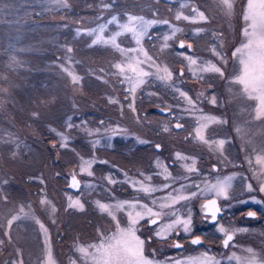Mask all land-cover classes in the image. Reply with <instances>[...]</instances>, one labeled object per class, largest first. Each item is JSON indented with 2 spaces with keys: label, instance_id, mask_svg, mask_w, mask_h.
Here are the masks:
<instances>
[{
  "label": "rangeland",
  "instance_id": "1",
  "mask_svg": "<svg viewBox=\"0 0 264 264\" xmlns=\"http://www.w3.org/2000/svg\"><path fill=\"white\" fill-rule=\"evenodd\" d=\"M160 1L164 7H153L159 5L158 2ZM84 2L87 1L84 0ZM91 2L92 7L88 8L90 10L84 11ZM91 2L89 4L87 2V6L82 7L80 12L74 8L70 0H67L69 7H61L56 3V0H9L7 3L6 21L15 26L13 45L16 46L12 45L14 48L28 51L34 47H42L41 50H43L45 42L54 43L53 46H50L53 49V55L49 60L48 68L59 78H55L57 79L55 81L44 82L56 84V86L53 91L48 86L42 87L44 91L48 89L46 91L47 96L41 97V100L47 99V102L44 101L43 105H38L37 109L34 110L26 104V111H30V114L37 113L35 118H39L41 117L39 112L42 109L47 115L44 121L40 122L45 123L42 127L66 132L70 136V141L68 149H61L58 136L56 140H52L48 138L49 135H46L45 137L42 136L44 140L47 138L46 142L42 141L39 146L36 145V148L30 150L32 155L22 156L17 152L10 163L15 166V171L19 172V174L17 173V176L20 177L18 191H23L26 196L23 194L20 197L18 193H14L16 198L9 192L13 191L12 186L14 184L13 175H8L11 169L10 163L8 164L2 156L3 150L0 149V162L4 167L7 166L4 169L5 176L2 177V180L0 179V190H3V195L7 196L6 201H0V223L6 224L7 219L12 215L21 217L13 224L11 230L12 243H6L0 247V264H12L13 261L17 260H22L23 264H42L41 258L44 255L46 243L51 247L56 264H70V261L79 256V253L76 252L77 244L86 246L97 243L98 229L106 234H111L114 231V228L110 230V224L112 226L113 223L114 226V222L111 221L110 217L97 210L96 200L115 202V200L132 199L137 195L143 196L142 193L134 192L126 183L108 185L106 182L108 185L106 186L100 179L105 180L104 177L112 175L117 181H124L126 179L125 173H127V177L135 179L138 178L140 172H143L145 175L153 177V184L161 185L164 180L163 177L155 175L158 171L155 167V161L159 158L170 165L169 160L175 162L174 154L176 152L194 157L199 171L188 174L181 167L180 162H176L173 167L170 165L169 170L173 176L188 177L187 180L178 179L173 184L174 188H179L181 184L196 183L202 185L204 181L214 183L217 178L235 176L228 192V199L221 198V200L224 201L225 209L238 207L240 214L234 213L228 219H221L219 222L234 229H246V231L237 232L230 247H223L222 234L216 231V227L210 221L203 219L200 205L204 202V198L201 197L189 202L188 206L192 210L193 233L202 237L203 244L192 245L186 234H182L180 237L173 235L164 241L153 238L151 240L153 244L150 245L149 242L145 246V255L161 262V264H170L171 261H183L189 257H197L202 252L207 251L210 255L215 256L220 264H236L234 260H229L228 257L233 252L239 256H247L248 253L245 252V249L251 248L257 254L258 259L264 260V193L259 191L260 181L253 177V170L248 164V157L253 155L252 148L264 147V120L254 119L256 102L249 100L243 94L241 85L232 82L239 73L238 60L233 57L232 53L245 42L243 29L246 24L242 18V8L245 6L246 0H235L234 12L231 17L223 14L217 0H91ZM185 2L189 3L190 6L181 9L180 5ZM191 6L203 11L208 17L207 21L191 24L175 19L178 11H183L186 15L189 14ZM130 15L143 17L145 20L169 21V24H156L150 27L148 34L141 41V46L149 55L158 57L162 65H168L173 71V83L176 86L186 91L194 99L199 97L196 105L199 111L194 113L186 111L189 105L182 98H179L178 94L174 93L173 89L168 87L165 82L152 76L147 77L146 83L136 91V112L130 110L128 107L129 100L124 98L127 84L119 82L117 77L113 75L116 69L112 67L115 63L121 62L124 57L110 46L97 44L89 47L94 37L84 34L85 29L97 28L100 24H105L111 20L113 16L117 17L120 23H126ZM169 25L180 27L184 31L177 33L175 40L169 41L171 47L161 52L160 45L163 42V35L170 32ZM197 28H202L204 31L196 35L194 30ZM78 29L81 30L79 36L76 34ZM117 30L119 29L116 24H109L104 35L107 37ZM37 34L42 40L32 44L29 39ZM180 40L192 44L193 48L189 54L213 63H217L219 58L212 54L210 48L213 45L217 46V50L222 52L225 57L224 61H219L224 76L221 77L215 73H201L203 79L194 77L186 67L187 61L178 55L179 52L187 51L177 47ZM118 43L124 48L137 47L131 33L120 36ZM68 47L73 49L71 53L67 52ZM85 52L89 56L85 55ZM69 57H71V61H69ZM61 65L71 67L75 74L81 78L79 84L74 85L71 82L66 73L62 71ZM145 67L147 66L145 65ZM182 68L184 75L180 76ZM151 70L155 71L154 68ZM98 77L101 78L98 79ZM0 88L7 90L0 92V111L8 116L10 120L8 124L11 125V128L4 127L3 129L6 133L9 131L14 135L15 133L19 134L23 130L22 121L26 117L21 107L18 109L24 117L16 107L19 106L18 102H21L19 95L28 93L23 90L17 92L7 83L0 84ZM201 93L204 95L200 96ZM213 95L218 100L216 105L208 102V98ZM31 98L37 103L39 95H31ZM109 98L118 99L120 103H109ZM57 105L61 112L58 114L61 117L60 125L48 124L50 119L57 120V115L54 113V109H58ZM159 106H170L181 122L185 123V127L175 129L173 127L174 120L170 116L156 115L150 112L151 108L156 109ZM201 113L216 116L226 121V123L210 124L205 130L206 138L216 141L225 140L222 153L210 150L207 145L189 136V133L193 132L196 127L197 117ZM11 116L12 118H10ZM69 117H71V121H69ZM82 121H87V123L83 124ZM68 122L79 127L67 129ZM117 125L127 129V134L112 136L109 141V133H106L105 130ZM166 125L170 129L169 131H164ZM30 126L32 128L30 132L39 136L37 122H32ZM238 128L240 129L239 132L237 131ZM86 129L93 131L94 134L88 135ZM96 129H99V132H95ZM83 130L85 133L81 136ZM2 138L8 141L7 134ZM137 138L149 141L147 144L150 145V148L147 149V144L138 143ZM95 140H99L100 143L93 148ZM12 141L15 142L14 150L23 152L21 149L24 147L23 144L16 139ZM109 142L111 147L107 146ZM117 142H122L121 148L116 149ZM17 143L22 144L19 149L16 148ZM156 143L162 144L161 152H157L154 148ZM2 144L4 145V142L0 141V146H3ZM53 144L57 146L53 147ZM130 144H132L133 150L136 149L135 152H125ZM140 145H144L146 149L142 150L138 147ZM30 147L33 146L29 144L26 150ZM101 149H103V155L99 153ZM127 153L134 156L128 160L125 157ZM81 156L85 159L95 158L96 163L93 164L92 168L94 176L89 177L86 174L79 176L83 180V187L79 191H74L67 187V183L69 173L77 167ZM202 156H206L207 161L202 162ZM150 158L153 159L151 164H153L154 170L151 172L144 171V165L149 166L151 162ZM58 159L63 160L61 166L57 167V163L54 161H58ZM100 161H107V163L103 164ZM99 164L103 169L104 166L108 167L102 172H98ZM124 166H128L129 170L123 169ZM40 177L44 179L43 184L38 179ZM5 180L7 181L5 184L7 188L3 186ZM87 183L96 185L95 189L101 186L105 190H111L112 200L94 195L93 198L91 197V201L90 196H88L91 191L84 187V184ZM248 184L252 185V191L248 190ZM116 187L126 188L127 194L122 195L117 192ZM170 190L166 189L153 195L155 198H161L166 196ZM68 195L73 198L79 196L84 203V210L68 209ZM45 196L55 205L56 212L54 214L48 206L40 204V200ZM253 197L261 203H253ZM145 199L146 202H150L148 198ZM242 200L248 201V203L240 204L239 202ZM176 207L182 213L187 210L181 205ZM250 210L257 211L255 217H247L246 213ZM232 217L238 219L233 220ZM118 218L122 225L126 223L125 216L119 215ZM37 219L44 224L47 235L36 223ZM154 228L155 226L152 228V234ZM142 232L143 230H140L139 234L142 235V238H146L147 236L143 235ZM2 233L3 229H0V238L7 240V237H3ZM176 240L183 242L184 247L180 249L172 247V243ZM154 246L161 251H171L172 254L169 256H167L168 253L167 255L157 254L153 251ZM147 248L148 253L146 252ZM17 249H20L19 255Z\"/></svg>",
  "mask_w": 264,
  "mask_h": 264
},
{
  "label": "snow or ice",
  "instance_id": "2",
  "mask_svg": "<svg viewBox=\"0 0 264 264\" xmlns=\"http://www.w3.org/2000/svg\"><path fill=\"white\" fill-rule=\"evenodd\" d=\"M56 3L61 7H69L67 0H56ZM217 4L225 16L231 17L233 15L235 0H217ZM189 6L187 2L180 5L181 9ZM105 7H108V5H105ZM242 18L246 24L243 29L245 42L232 53L233 57H235L239 63V73L234 77L232 82L241 85L243 94L249 100L256 102L254 107V119L264 120V0H246L245 6L242 8ZM175 19L177 21L183 20L191 24H197L201 21H207L208 17L197 7L191 6L189 14L186 15L183 11H178ZM109 24H116L119 30L112 32L106 37L104 33L107 31ZM156 24H169V21L145 20L143 17L130 15L126 23H120L117 17L113 16L111 20L107 21L105 24H100L97 28L85 29L84 34L94 37L89 47L103 44L112 47L124 57L121 62L112 65V67L116 69L113 75L117 77L121 84H127L124 98L125 100H129L128 107L132 112H136V91L141 85L146 83V78L150 76L165 82L168 87L172 88L174 93L178 94L179 98H182L186 104L189 105L186 111L193 113L199 111L196 106L199 97L194 99L189 96L186 91L176 86L175 83H173V71L170 70L168 65H162L158 57L149 55L141 46V41L143 37L148 34L149 28ZM169 27L170 32L163 35V42L160 45L161 52L171 47L169 41L175 40L177 33L184 31L182 28L174 25H169ZM203 31L204 29L197 28L194 30V33L199 35V33ZM125 33H131L132 39L137 45L136 48H124L118 43V38ZM76 34L77 36L81 35V30L78 29ZM177 47L180 50H187L179 52L178 55L182 56L183 59L187 61L186 67L188 71L191 72L194 77H197V79H203V76L200 75L201 73H215L221 77L224 76L219 61H224L225 57L222 52L217 50V46L213 45L210 48L212 54L219 58L217 63H213L209 60H201L199 57L189 54L193 46L185 40H180ZM72 51L73 49L71 47L67 48V52L71 53ZM68 59L71 61V57ZM145 65L147 67H145ZM153 68L155 71L151 70ZM61 69L66 73L74 85L79 84L81 78L75 74L70 66L61 65ZM101 71L103 72V69H101ZM179 75H184L183 68ZM99 78L101 77H98V79ZM105 83H107V81H105ZM6 91V89L0 88V92ZM203 95V93L200 94V96ZM208 102L213 105L218 104L217 97L215 95L211 96L208 98ZM109 103L119 104L120 101L118 99L109 98ZM121 107L123 106L121 105ZM160 110L161 112L166 111L169 113L172 111L170 106L161 108ZM32 115L35 117L38 114L34 112ZM137 119L139 121V118ZM69 121H71V117H69ZM82 123L86 124L87 121H82ZM219 123H226V121L216 116L201 113V115L197 117L196 127L193 132L189 133V136L207 145L210 150L222 153L225 140L221 139L216 141L206 138L205 136V130L210 124ZM101 124H103V121H101ZM74 127L79 126L71 122H68L66 125L67 129H72ZM174 127L176 129H182L184 125L177 120ZM169 130V127L166 125L164 131ZM50 131L60 138L59 147L61 149L69 148L70 136L66 134V132L57 131L55 128H50ZM86 131H88V135L94 134L91 130L86 129ZM105 131L109 133V141L112 136L127 134V129H123L119 125L106 129ZM237 131L239 132L240 129L238 128ZM95 132H99V129H96ZM137 140L140 144L149 143V141L140 138H137ZM5 143H10V141H5ZM99 143V140H95L93 142V148ZM56 146V144H53V147ZM107 146L111 147V143L109 142ZM20 147L21 145L17 143L16 148L19 149ZM154 148L159 151L161 145L157 143L154 145ZM252 154V156L248 157V164L253 170V177L260 181L259 191L264 193V147L260 149L253 147ZM12 155L15 157L17 152L13 151ZM174 160L175 162H180L181 167L188 174H194L199 171L196 167L197 161L194 157L176 152L174 154ZM94 163H96L94 157L89 159H85L82 156L79 157V164L69 173L67 187L79 191L81 189V180L78 177L85 174L89 177L94 176L92 170ZM100 163L106 164L107 161H100ZM155 167L158 169L155 175L163 177L164 183L161 185L153 184V177L151 175H145L143 172H140L138 178L135 179L127 177V173H125L126 179L124 181H117L112 175L104 177L109 185L121 182L126 183L134 192L137 194L142 193L143 196L137 195L132 199L115 200V202L96 200L95 205L97 210L101 214L110 217L111 221L114 222V231H112L111 234H106L98 229L97 243H91L86 246L77 244L76 252L79 253V256L75 260L70 261V264H78V262L79 264H161V262L150 259L145 255V246L147 243L151 242L153 238L164 241L173 235L180 236L181 234H186L192 245H202V237L193 233L192 210L188 206L189 202L194 199H200L201 197L204 198V202L200 205L203 219L210 221L216 227V231L222 234L223 247H230L237 232L246 231V229H234L231 226H226L219 222L223 209L218 201L221 198L228 199L229 189L232 187V181L235 179L234 175L217 178L214 183L204 181L202 185L196 183L181 184L179 188H174L173 184L178 179L187 180L188 177L173 176L172 172L169 170L170 165L164 163L159 158L155 161ZM57 175H59V173H57ZM38 179L41 184L44 183L43 177ZM3 183L6 184L7 181L5 180ZM84 187L90 191H94L96 185L87 183L84 184ZM247 188L249 191L253 190L251 184H248ZM166 189H171L166 196L161 198L154 197V193ZM145 198H148L150 202H146ZM6 200L7 196L0 192V201ZM67 201L68 209L84 210V203H82L79 196L73 198L71 195H68ZM252 202L256 204L261 203V201L256 200L255 197L252 198ZM239 203L247 204L248 201L242 200ZM40 204L48 206L53 214L56 212L55 205L48 200L46 196L40 200ZM177 205H181V207L187 210L182 213L181 210L176 207ZM119 215L126 217V223L123 225L118 218ZM246 215L248 217H255L256 212L248 211ZM20 219L21 217L19 215H12L7 219L6 224L0 223V229H3L2 236L7 237V240L0 238V247H3L6 243H12L11 230L14 222ZM142 221L146 222L148 225L155 226L152 236L142 238V235L139 234V226ZM36 223L40 225V229L47 235V229L44 224L38 219ZM171 246L180 249L184 247V244L180 240H176ZM16 251L19 255L20 249ZM245 252L248 253L247 256H239L233 252L228 259L234 260L236 264H264V260L258 259L253 249L247 248ZM41 259L42 264H56L51 247L47 245V243L44 255ZM12 264H23V261H13ZM170 264H220V261L217 260L215 256L205 251L197 257H189L183 261H171Z\"/></svg>",
  "mask_w": 264,
  "mask_h": 264
},
{
  "label": "trees",
  "instance_id": "3",
  "mask_svg": "<svg viewBox=\"0 0 264 264\" xmlns=\"http://www.w3.org/2000/svg\"><path fill=\"white\" fill-rule=\"evenodd\" d=\"M88 2V4L91 2V0H86ZM96 1V0H94ZM70 2L73 4L74 8L77 9L78 12H80L82 9V7H86L87 6V2H84V0H70ZM7 3H9V0H0V84L3 83H7L9 84L14 90H16L17 92L19 90H23L25 91V93L28 94H23L21 93L19 95L20 101L18 102V105L16 108L18 109V107H21L23 114H25V117L22 121V129L20 131V133H15V135L12 132L6 131L3 129L4 127L7 128H11V125L8 124V122H10L9 118L7 115H5L3 112L0 111V141L4 142L3 146H0V149L2 151V156L6 159L7 163H10V160H13V151H15V142L12 140L19 141L20 139H22L21 141H19V143L23 144V148H21L23 150V152H21V150H18L16 152H18L19 155L25 156V155H32V148H36V145L39 146V143L41 144V142H46L47 138L44 140L42 138V136H46L49 135L48 138L52 139V140H56L57 139V135L55 133H51L50 129L48 128H44L42 127L43 125H45V123H40L43 122L45 117L47 116L46 113H44L42 111V109L40 110V115L41 117L39 118H35L33 117L32 114H30V111H26V104L28 107H32L33 110L37 109L38 105H43L45 102H47V99H45L44 101L41 100V97H46V91L42 90V87L48 86V88L51 89V91L54 90L56 84H46L45 82H49L52 80H57L55 78H59L57 76H55L52 70H49L48 66L50 64V58L53 55L52 52V48L50 46H53L54 43L52 42H45V47L43 48V50H41L42 47H34L28 51H23V50H19L17 48H14L15 46L13 45L15 36H14V25L11 22L6 21V13L8 11V5ZM159 5H155L153 7H164V4L162 3V1L158 2ZM92 7V2L89 4V6L87 7L86 10L84 11H89ZM146 11H149L147 9H144ZM62 12V11H61ZM60 12V13H61ZM59 13V14H60ZM58 14V13H57ZM37 18V17H36ZM33 37V38H32ZM29 40L31 41L32 44L38 43L40 42L42 39H40V37L37 35H33ZM14 47H13V46ZM85 55L89 56L86 52L84 53ZM45 81V82H44ZM41 87V88H40ZM60 87V86H59ZM20 88V89H18ZM40 88V90H39ZM39 90V91H38ZM34 94H38L39 95V99L37 100V103L34 102L33 98L30 99L31 95ZM47 104V103H46ZM16 108H14L16 110ZM58 109H54V113L57 115V120L55 119H50L47 123H55L56 125H60V119L61 117L58 115L60 114V107L57 105ZM19 110V109H18ZM152 113L158 115L159 113L157 112L156 109L151 108ZM20 113V110H19ZM22 115V113H20ZM27 115V116H26ZM24 117V115H22ZM31 116V117H30ZM12 118V116L10 117ZM29 121H27V120ZM32 122H37V125H39L38 127V131H39V136L37 134H33V132L31 133L30 130H32L31 128V123ZM54 124V125H55ZM12 131V130H11ZM44 131H46V133H44ZM4 132V133H3ZM77 134H79V132H76ZM85 133V131L83 130L81 133V136H83ZM7 134V138L8 141H10V143H5V139H3L2 137L4 135ZM34 135V136H32ZM21 144V145H22ZM29 144L33 147H30V149H27V146H29ZM118 145H116V149L121 148L122 146V142H117ZM26 146V147H25ZM86 147V144L84 145ZM132 144H130V146H128L127 149H125V152H135V150H133L131 148ZM84 148V147H83ZM26 150V153H24V151ZM118 151V150H117ZM84 152V151H83ZM103 149H101L99 151L100 154H102ZM103 155V154H102ZM131 156L134 155H127L125 156L128 160L130 159ZM63 160V159H62ZM62 160L58 159V161H54L57 163V167L62 164ZM55 163V165H56ZM68 164V163H66ZM105 164V163H103ZM101 164V165H103ZM98 172H102L103 170L107 169L108 166H104V169L102 166H100V164L98 165ZM5 168L1 162H0V179L2 180V177H4V173H5ZM10 172H9V176L13 175V179L12 181L14 182L12 188L13 191H9L12 196L14 198L15 195L14 193H18L19 196L21 197V195L24 194L23 191L19 192L18 188L20 187V180L17 175L19 174V172H16V168L15 166H12V164L10 163ZM101 168V169H100ZM60 169L62 171L63 168L60 167ZM18 173V174H17ZM101 182H104L105 180L100 179ZM3 186H5V183L3 184ZM7 188V186H5ZM3 190H0V192ZM25 195V194H24ZM92 193L88 194V196H91ZM26 196V195H25ZM264 217V215H263ZM152 241L150 242L151 245ZM153 244V243H152ZM162 254V253H161Z\"/></svg>",
  "mask_w": 264,
  "mask_h": 264
},
{
  "label": "flooded vegetation",
  "instance_id": "4",
  "mask_svg": "<svg viewBox=\"0 0 264 264\" xmlns=\"http://www.w3.org/2000/svg\"><path fill=\"white\" fill-rule=\"evenodd\" d=\"M171 119H173L174 121H173V125L177 122V120H179V122L180 123H182V124H184V127H185V123H183V122H181V120H180V118L179 117H177V115H176V113L173 115V113H171ZM183 127V128H184ZM157 144V143H156ZM158 144H160V143H158ZM146 145V144H145ZM161 145V149L159 150V151H157V152H161L162 151V149H163V146H162V144H160ZM139 148H141L142 150L143 149H146V147L143 145V146H138ZM148 148H150V145L149 144H147V149ZM154 153V152H153ZM151 157V156H150ZM150 160H151V162H150V164H149V166H146V165H144V171H149V172H151L152 170H154V167H153V164H151L152 162H153V159L152 158H150ZM201 161L202 162H204V161H207V157L206 156H202L201 157ZM176 162H174L173 160H169V164L173 167V166H175L176 164H175ZM216 166V165H215ZM128 167V166H127ZM126 166H124V167H122L123 169H126L127 171L129 170L128 168H127ZM135 167V166H134ZM204 169H206V167H203ZM136 172H138V171H136ZM82 180V179H81ZM102 183H105L104 185H106V186H108L107 184H106V181H104V182H102ZM119 185V184H118ZM123 185V184H122ZM125 185V184H124ZM126 186V185H125ZM82 187H83V180H82ZM82 187H81V189H82ZM80 189V190H81ZM126 189V188H125ZM125 189H121L120 187H116V191L117 192H119V193H121L122 195H125V194H127V192L125 191ZM91 193H92V195L90 196V200H91V197L93 198V196L95 195V196H101V198H104L105 197V199L107 198V199H111L112 200V196H111V190H105L104 189V187L102 188L101 186H98V188L97 189H95L94 191H91ZM92 201V200H91ZM219 203H220V206H221V208L223 209V215H221V217H220V220L222 219V220H224V219H228L229 217H230V215H232V214H234V213H237V214H240V209H238V207L237 208H232V209H230V208H227V209H225L224 208V201L223 200H221V199H219ZM256 211V210H255ZM248 217V216H247ZM232 218H234L233 220H237L238 218H235V217H232ZM154 226H152V225H148L146 222H143V223H141V227H140V230H143V232H142V234L143 235H146L147 237H149V236H152L153 234H152V228H153ZM112 228H114V226H113V223H112V226H111V224H110V230L112 229ZM180 236H182V234L180 235ZM179 236V237H180ZM153 240V239H152ZM154 249H153V251L155 252V253H157V254H161V253H163L164 255H167V253H168V255L167 256H169L170 254H172V252L171 251H167V252H165V250H163V251H161L158 247H153ZM152 251V252H153ZM157 251V252H156ZM146 252L148 253L149 252V250H148V248L146 249ZM165 252V253H164Z\"/></svg>",
  "mask_w": 264,
  "mask_h": 264
},
{
  "label": "water",
  "instance_id": "5",
  "mask_svg": "<svg viewBox=\"0 0 264 264\" xmlns=\"http://www.w3.org/2000/svg\"><path fill=\"white\" fill-rule=\"evenodd\" d=\"M161 108H164V107H159V108H157V111L159 112V113H162V114H164V115H167V114H169V112H161ZM175 125V124H174ZM184 125V124H183ZM79 178V177H78ZM80 179V178H79ZM81 180V179H80ZM81 187H82V181H81ZM73 190V189H72ZM74 191H77V190H74ZM218 203H219V201H218ZM219 205H220V203H219ZM223 213L224 212H222V214L221 215H223Z\"/></svg>",
  "mask_w": 264,
  "mask_h": 264
},
{
  "label": "bare ground",
  "instance_id": "6",
  "mask_svg": "<svg viewBox=\"0 0 264 264\" xmlns=\"http://www.w3.org/2000/svg\"><path fill=\"white\" fill-rule=\"evenodd\" d=\"M159 107H162V106H159ZM159 107H157V108H159ZM157 108H156V110H157ZM164 108H167V107H164ZM172 109V108H171ZM158 112V111H157ZM159 113V112H158ZM171 113H173V115L175 114V111L172 109V111L169 113V114H167V115H164V114H162V113H159V114H162V115H164V116H170L171 115ZM171 117V116H170ZM173 127H174V125H173ZM175 128V127H174ZM176 129V128H175ZM80 178V177H79ZM81 179V178H80ZM82 181V180H81ZM250 211H255V210H250ZM256 212V214H257V211H255Z\"/></svg>",
  "mask_w": 264,
  "mask_h": 264
}]
</instances>
